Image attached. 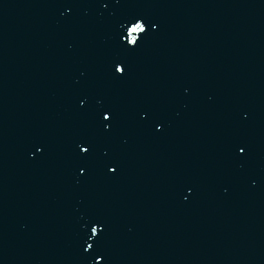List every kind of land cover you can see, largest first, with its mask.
I'll return each instance as SVG.
<instances>
[{
    "label": "water",
    "instance_id": "obj_1",
    "mask_svg": "<svg viewBox=\"0 0 264 264\" xmlns=\"http://www.w3.org/2000/svg\"><path fill=\"white\" fill-rule=\"evenodd\" d=\"M0 264H264V0H0Z\"/></svg>",
    "mask_w": 264,
    "mask_h": 264
}]
</instances>
